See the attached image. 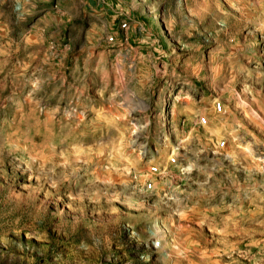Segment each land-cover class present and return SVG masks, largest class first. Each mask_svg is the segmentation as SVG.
<instances>
[{
  "label": "rangeland",
  "instance_id": "374dc122",
  "mask_svg": "<svg viewBox=\"0 0 264 264\" xmlns=\"http://www.w3.org/2000/svg\"><path fill=\"white\" fill-rule=\"evenodd\" d=\"M0 264H264V0H0Z\"/></svg>",
  "mask_w": 264,
  "mask_h": 264
},
{
  "label": "built area",
  "instance_id": "2783aa9c",
  "mask_svg": "<svg viewBox=\"0 0 264 264\" xmlns=\"http://www.w3.org/2000/svg\"><path fill=\"white\" fill-rule=\"evenodd\" d=\"M123 27L125 28V27H127V25L124 24ZM111 41H113V39H111ZM215 108H216V110H217L218 112H221V111H222V106H221L220 103H217V105H216ZM206 123H207V122H206L205 119H200V124H206ZM219 146H220V147H224V146H225V142L220 143ZM150 173H151L152 175H157V174H159V168H158V167H153V168H151ZM148 188H149V189H152V188H153L152 183H149ZM155 245H156L157 247H160V246H161V243H160V242H156Z\"/></svg>",
  "mask_w": 264,
  "mask_h": 264
}]
</instances>
